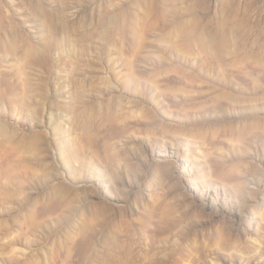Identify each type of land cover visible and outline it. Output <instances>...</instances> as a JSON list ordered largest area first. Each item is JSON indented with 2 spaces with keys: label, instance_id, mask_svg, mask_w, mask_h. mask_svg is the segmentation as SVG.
<instances>
[{
  "label": "rangeland",
  "instance_id": "rangeland-1",
  "mask_svg": "<svg viewBox=\"0 0 264 264\" xmlns=\"http://www.w3.org/2000/svg\"><path fill=\"white\" fill-rule=\"evenodd\" d=\"M0 264H264V0H0Z\"/></svg>",
  "mask_w": 264,
  "mask_h": 264
}]
</instances>
